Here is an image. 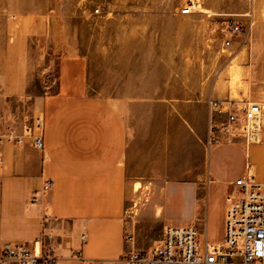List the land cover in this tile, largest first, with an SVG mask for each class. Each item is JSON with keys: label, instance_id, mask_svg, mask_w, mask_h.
Segmentation results:
<instances>
[{"label": "rangeland", "instance_id": "obj_1", "mask_svg": "<svg viewBox=\"0 0 264 264\" xmlns=\"http://www.w3.org/2000/svg\"><path fill=\"white\" fill-rule=\"evenodd\" d=\"M230 23L240 31L225 46ZM209 99L264 106V0H0V129L123 118L136 250L159 245L167 214L182 216L166 181L192 178L200 208ZM137 180L144 189L134 193Z\"/></svg>", "mask_w": 264, "mask_h": 264}, {"label": "crops", "instance_id": "obj_2", "mask_svg": "<svg viewBox=\"0 0 264 264\" xmlns=\"http://www.w3.org/2000/svg\"><path fill=\"white\" fill-rule=\"evenodd\" d=\"M127 133L121 117H56L45 121L42 150L2 144L0 243L26 241L36 251L50 249L57 264H118V256L136 249L127 225ZM246 173L264 183V142H209L200 208L192 178L166 181V200H183V212L176 219L167 214L164 226L194 224L202 238L219 241L225 196L236 192V179ZM47 178L53 180L50 188L44 186Z\"/></svg>", "mask_w": 264, "mask_h": 264}, {"label": "built area", "instance_id": "obj_3", "mask_svg": "<svg viewBox=\"0 0 264 264\" xmlns=\"http://www.w3.org/2000/svg\"><path fill=\"white\" fill-rule=\"evenodd\" d=\"M186 4L182 14L193 12ZM240 31L237 23L221 29L222 45L230 46ZM210 111L209 142H231L242 139L249 143L254 136H262L264 106L260 101H248L242 106L235 101L208 100ZM252 141V140H251ZM44 148V122L33 118L17 131L13 127L0 129V146ZM53 180L47 178L44 186L50 188ZM237 190L225 196L223 236L211 242L202 238L194 224L163 226L160 243L148 251L130 249L116 259L118 264H264V183L246 173L235 181ZM85 241V234L80 235ZM0 264H57L50 249L36 251L26 241L0 243ZM83 264H92L83 262Z\"/></svg>", "mask_w": 264, "mask_h": 264}, {"label": "bare ground", "instance_id": "obj_4", "mask_svg": "<svg viewBox=\"0 0 264 264\" xmlns=\"http://www.w3.org/2000/svg\"><path fill=\"white\" fill-rule=\"evenodd\" d=\"M194 6H195V3H193V7L192 8H194ZM229 71L231 73H235L236 74L237 71H238V69L235 66H231L230 69H229ZM263 125H264V115H263V118H262V126ZM250 140H258V136H254V138H252ZM142 186H143V184L140 181H136L133 184L132 188H133L134 192H139V190L142 188Z\"/></svg>", "mask_w": 264, "mask_h": 264}]
</instances>
